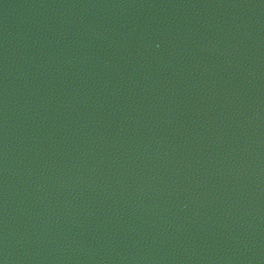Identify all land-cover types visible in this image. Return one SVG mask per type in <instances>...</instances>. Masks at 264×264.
<instances>
[{"label":"water","instance_id":"obj_1","mask_svg":"<svg viewBox=\"0 0 264 264\" xmlns=\"http://www.w3.org/2000/svg\"><path fill=\"white\" fill-rule=\"evenodd\" d=\"M0 264H264V0H0Z\"/></svg>","mask_w":264,"mask_h":264}]
</instances>
